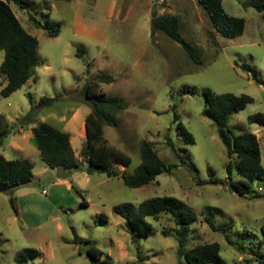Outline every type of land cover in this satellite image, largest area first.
I'll use <instances>...</instances> for the list:
<instances>
[{"label":"rangeland","instance_id":"374dc122","mask_svg":"<svg viewBox=\"0 0 264 264\" xmlns=\"http://www.w3.org/2000/svg\"><path fill=\"white\" fill-rule=\"evenodd\" d=\"M97 1L80 0L79 7L77 0H24V8L11 3L22 26L38 39V56L44 64L10 97L0 92V114L17 126L0 146V154L8 160L29 159L34 166L30 184L0 192V264H17L16 256L26 249L38 251L39 256L29 257L25 264H90L86 255L90 246L109 255L113 264H188L179 255L178 226L170 216L147 219L152 229L138 235L137 244L126 219L114 211L119 205L139 206L165 196L182 201L198 217L188 229L186 249L218 243L227 264H258L256 260L264 255V191L259 192L264 182L251 183L245 196L233 191L229 175L235 183L244 181L236 168L237 158L228 157L217 125L203 111L206 89L251 96L254 102L232 117L229 129L234 135L248 132L260 137L264 166V127L249 121V116L264 113V88L240 66L248 63L264 78V13L249 0H223L229 15L246 21L244 33L228 39L215 31L198 0ZM31 14L42 23L60 22L59 36L49 37L37 28ZM156 14L180 16V32L198 49L201 65L164 32L152 33ZM79 46L87 50L82 57L77 56ZM4 57L0 51V66ZM101 73L115 77L113 83L102 85L104 92L127 102L117 115L118 125L104 126V138L132 162L112 168L132 173L141 164L143 141L152 143L161 159L174 166L143 187L131 188L122 178L86 172L88 163L81 152L91 107L82 91ZM5 81L0 72V85ZM29 94L35 104L44 97L57 98L39 110L37 121L70 135L80 171L47 166L30 126L19 127L18 119L31 109ZM178 122L194 136L195 144L185 143ZM212 179L221 183H205ZM205 217L227 231L212 230Z\"/></svg>","mask_w":264,"mask_h":264},{"label":"trees","instance_id":"16d2710c","mask_svg":"<svg viewBox=\"0 0 264 264\" xmlns=\"http://www.w3.org/2000/svg\"><path fill=\"white\" fill-rule=\"evenodd\" d=\"M24 0H0V51L5 52L4 60L0 66V72L5 76V82L0 85L1 95L10 97L14 92L21 89L34 75L36 68L44 62L38 56V39L28 33L22 26L11 3L23 6ZM73 1V0H54ZM205 9L213 28L224 38L234 39L241 36L246 28L243 18L229 15L224 7L223 0H198ZM250 5L259 13H264V0H249ZM244 6H247L244 3ZM30 19L37 28L44 29L49 37H58L62 24L50 19L45 23L38 21L32 14ZM152 33L164 32L174 41L180 43L187 51L192 61L201 65V56L196 47L186 42L181 29V18L172 14H156L151 20ZM87 50L84 46L78 47L77 56L82 57ZM242 69L250 73L253 81L264 88V78L248 63L240 64ZM89 73V69H88ZM115 81L112 74L101 73L92 78L84 87L82 93L91 107L90 114L85 119L86 143L82 149V156L87 160L86 172L90 175L101 173L109 178H122L125 185L131 188H140L150 184L164 172H171L172 165H167L154 149L152 143L143 141L140 145L141 164L132 172L113 169V165L129 166L132 159L123 151L113 147L104 138V126L116 127L118 125L117 115L127 108V102L120 96L109 95L102 89L103 84H111ZM206 107L203 115L217 125L218 135L226 147L228 157L237 158L236 168L244 179L241 183L232 181L233 191L245 196L249 185L255 181L264 182V166L262 164V151L259 137L254 133H241L234 135L229 129V122L238 112L244 110L254 99L248 95H235L232 93L216 94L210 89L204 91ZM29 101L31 109L29 113L18 120L21 129L31 127L35 145L40 153L42 161L50 168H59L66 171H80L81 165L75 156L71 144L70 135L55 126L37 121L38 112L45 106H51L57 98L44 97L35 104L31 94ZM178 116L176 115V119ZM251 123L264 127V113H256L249 116ZM16 124L8 122L6 117L0 114V146L16 129ZM179 133L183 136L185 143L195 144L194 136L187 128L178 122ZM20 129H17L19 133ZM173 151L178 155L173 143L169 140ZM179 156V155H178ZM233 163L230 160L227 165L229 173L232 172ZM212 174V173H211ZM34 176V166L29 159L8 160L0 154V192H11L30 184ZM211 184L221 183L212 179ZM77 192L83 197L81 192ZM258 193L256 197H260ZM11 204L17 213L15 198H11ZM84 206L87 202L83 198ZM116 214L126 219V225L132 234V242L138 244V235L148 234L151 225L147 219L157 220L162 215H168L178 226L177 242L179 255L183 256L188 264H227L221 256V247L218 243H204L186 249L187 233L189 227L198 220L197 215L182 201L172 197H154L142 202L139 206L123 204L114 208ZM205 220L214 231H227L218 228L209 217ZM264 241V224L261 227ZM229 243H232L229 241ZM251 254L257 255L254 249ZM90 264H113L109 255H105L99 248L90 246L86 251ZM39 256V252L26 249L16 256L17 264H25L28 258ZM264 258L263 256H260ZM258 257V264L264 261Z\"/></svg>","mask_w":264,"mask_h":264},{"label":"crops","instance_id":"0c3cea01","mask_svg":"<svg viewBox=\"0 0 264 264\" xmlns=\"http://www.w3.org/2000/svg\"><path fill=\"white\" fill-rule=\"evenodd\" d=\"M80 1V0H79ZM78 0H77V5H78V7L80 6V2H79ZM105 0H98L97 1V4H99V3H102V2H104ZM77 7V8H78ZM79 9H76V12L78 11ZM76 15H77V13H76ZM33 78V77H32ZM52 125V124H51ZM54 126V125H53ZM31 128V127H30ZM56 128H58V127H56ZM32 130V129H31ZM263 132H264V130H263ZM71 138V137H70ZM259 139H260V137H259ZM261 143V142H260ZM71 144H72V142H71ZM261 146H262V143H261ZM75 156H76V154H75ZM76 158H77V156H76Z\"/></svg>","mask_w":264,"mask_h":264},{"label":"built area","instance_id":"2783aa9c","mask_svg":"<svg viewBox=\"0 0 264 264\" xmlns=\"http://www.w3.org/2000/svg\"><path fill=\"white\" fill-rule=\"evenodd\" d=\"M260 191H264V188L260 187V188H259V192H260Z\"/></svg>","mask_w":264,"mask_h":264}]
</instances>
